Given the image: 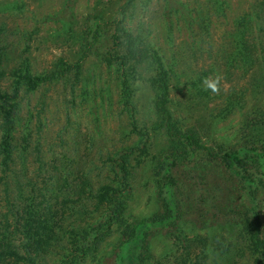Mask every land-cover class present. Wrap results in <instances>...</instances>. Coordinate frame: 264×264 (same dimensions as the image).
<instances>
[{"label": "rangeland", "instance_id": "rangeland-1", "mask_svg": "<svg viewBox=\"0 0 264 264\" xmlns=\"http://www.w3.org/2000/svg\"><path fill=\"white\" fill-rule=\"evenodd\" d=\"M167 1L135 0L123 29L140 36L143 47L173 70L165 108L180 133L224 153L264 131V85L253 80L254 69L228 66L224 58L235 19L255 0H224L223 14L207 0H173L178 12L170 13ZM126 3L0 0V88L10 86L20 67L45 78L32 92L21 89L15 100L7 156L0 116V247L12 245L24 257L0 264H113L127 227L161 213L155 179L169 142L153 108L158 70L127 58L116 32ZM66 7L69 20L61 18ZM93 17L101 19L102 39L86 51ZM61 68L62 77L51 76ZM125 88L130 106L123 102ZM120 160L132 174L122 214L81 254L79 235L110 208L102 197L121 189ZM219 171L203 152L196 151L191 164L176 162L180 221L151 234L142 264H254L251 228L235 192L226 183L220 185L224 191L216 187Z\"/></svg>", "mask_w": 264, "mask_h": 264}, {"label": "trees", "instance_id": "trees-1", "mask_svg": "<svg viewBox=\"0 0 264 264\" xmlns=\"http://www.w3.org/2000/svg\"><path fill=\"white\" fill-rule=\"evenodd\" d=\"M73 1L69 0V5ZM207 1V4L213 7L214 13H224L226 6L224 0ZM134 2L135 0H127L126 5L117 13L116 32L118 36L123 38L127 58L133 64H152L158 70V95L153 108L161 116L160 128L164 130L169 142V150L159 164L155 179L157 201L161 207V213L157 217L132 223L130 227H127L128 239L121 244L118 253L114 255L113 264H142L143 253L149 249L151 234L155 230L169 231L177 223V220L180 221V213L176 207V195L180 187L173 174V169L176 162L180 160L186 159L191 164L196 151L203 152L209 162L218 166L220 175L216 187L220 191H224L220 185L226 183L223 187L229 186L231 191L235 192L238 207L251 228L249 241L255 254L254 264H264V131L257 133L255 137L239 139L236 143L231 144L224 153H221L218 148L203 145L192 134L180 133L177 122L165 108L171 76L169 74H172L173 70L171 67L169 69L166 67L156 51L143 47L140 36L133 37L130 32L123 29L122 22L126 14L130 12ZM167 5L171 7L170 13L171 11L178 12L173 0H168ZM61 18L64 20L71 18L69 8H64ZM90 20H93L94 29L90 33L89 43L82 45L86 51L94 50L96 44L102 39V33L99 30L100 17H93ZM228 37L224 57L227 65L237 67L244 65L254 69L252 71L253 80L257 83L262 82L264 85V0H255L248 12L235 19L234 30L228 34ZM107 60L109 61V59ZM109 62L117 67H122L120 62L112 60ZM63 75L62 68L60 72L55 71L51 74V76L59 77ZM11 80L12 82L7 89L0 88V116L6 128V139L3 140L2 144V152L5 156L9 153L7 137L16 121V98L21 89L25 92H32L45 78L40 73H33L29 67H20ZM124 84L126 85L125 82ZM127 89L130 90L129 87ZM127 89L125 88L123 91L122 97L124 104L130 106V95ZM228 105L231 108L232 102H229ZM227 112L220 114L219 120H222ZM138 148H132L129 152L131 153ZM124 153L122 155H126V152ZM122 160H120L122 164L116 166L120 171L118 180L121 189H113L110 195L102 197L110 208L103 219L89 225L79 235L78 239L81 244L79 252L81 254H86L104 236H107L111 224L122 214L124 208L123 195L125 192H129V180L132 175L129 177V172H126L123 166L125 162ZM194 200L199 201V197L194 198ZM195 220L201 223L204 219L198 216ZM1 236L4 237L5 233ZM3 237L0 238L3 239ZM19 256L24 260V257L12 245L0 247V260L5 261L9 258H19Z\"/></svg>", "mask_w": 264, "mask_h": 264}, {"label": "clouds", "instance_id": "clouds-1", "mask_svg": "<svg viewBox=\"0 0 264 264\" xmlns=\"http://www.w3.org/2000/svg\"><path fill=\"white\" fill-rule=\"evenodd\" d=\"M209 87H213L212 85H209ZM215 90V88L213 87V91Z\"/></svg>", "mask_w": 264, "mask_h": 264}]
</instances>
